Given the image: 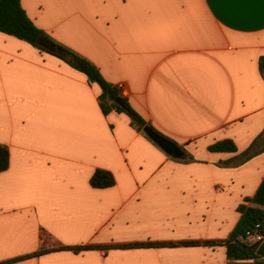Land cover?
I'll return each mask as SVG.
<instances>
[{"label": "crops", "instance_id": "obj_1", "mask_svg": "<svg viewBox=\"0 0 264 264\" xmlns=\"http://www.w3.org/2000/svg\"><path fill=\"white\" fill-rule=\"evenodd\" d=\"M21 2L55 44L123 84L146 124L104 113L98 83L0 31V264H228L222 244L105 246L231 236L264 180V0ZM225 139L237 152L210 150ZM98 169L115 183L94 187Z\"/></svg>", "mask_w": 264, "mask_h": 264}, {"label": "trees", "instance_id": "obj_2", "mask_svg": "<svg viewBox=\"0 0 264 264\" xmlns=\"http://www.w3.org/2000/svg\"><path fill=\"white\" fill-rule=\"evenodd\" d=\"M0 31L6 34L16 36L23 39L35 47L43 51L47 49L38 44L40 36H46L50 39L42 29H40L34 21L28 16L27 12L22 6L21 0H0ZM54 42V41H53ZM55 43V42H54ZM57 44V43H56ZM63 50L62 54L53 53L74 68L85 73L91 82H96L102 89L100 94V103L104 113H109L112 110L124 112L132 119V124L141 129L146 122L135 111L128 101V98L120 93L117 85L107 81L102 75L99 68L87 58L79 55L75 51L57 44ZM262 71L264 72V63L262 64ZM121 98L123 105L117 103V98ZM211 151L220 152H237V145L231 139H225L210 146ZM260 150H254V144L242 153V161L249 160ZM182 160V159H181ZM184 161H192L191 156L183 159ZM10 151L8 147L0 144V172L9 167ZM230 164V162H225ZM237 164V161L235 162ZM115 183L114 176L111 172L98 169L91 178V184L94 187L105 188L110 187ZM241 218L232 232L231 236L224 241H185L179 243H139V244H125V245H110L105 248H131V247H149V246H175V245H216L222 244L227 247L228 264H264V239L249 243L241 236H245L246 232L260 226L264 233V180L259 189L253 197H247L245 203L239 206ZM86 246L66 247V249L74 250L75 252L82 251ZM90 248V247H89ZM47 250L42 249L38 254Z\"/></svg>", "mask_w": 264, "mask_h": 264}, {"label": "water", "instance_id": "obj_3", "mask_svg": "<svg viewBox=\"0 0 264 264\" xmlns=\"http://www.w3.org/2000/svg\"><path fill=\"white\" fill-rule=\"evenodd\" d=\"M38 44L47 49L50 52L62 54L63 50L61 47L57 46L54 42L49 40L46 36H40L38 39ZM117 103L123 105V100L119 97L117 98ZM144 131L146 134L154 141L156 142L162 149H164L169 155L181 158L183 156V151L181 147L175 143L173 140L165 137L158 131H156L153 127L147 125L144 128Z\"/></svg>", "mask_w": 264, "mask_h": 264}, {"label": "built area", "instance_id": "obj_4", "mask_svg": "<svg viewBox=\"0 0 264 264\" xmlns=\"http://www.w3.org/2000/svg\"><path fill=\"white\" fill-rule=\"evenodd\" d=\"M120 93L127 97L128 91L123 84L118 85ZM242 239H245L249 243H256L264 239V233L261 231L259 225L256 228L251 229L246 232L245 236H241Z\"/></svg>", "mask_w": 264, "mask_h": 264}, {"label": "snow or ice", "instance_id": "obj_5", "mask_svg": "<svg viewBox=\"0 0 264 264\" xmlns=\"http://www.w3.org/2000/svg\"><path fill=\"white\" fill-rule=\"evenodd\" d=\"M222 2L230 5H239L245 3L246 0H222Z\"/></svg>", "mask_w": 264, "mask_h": 264}]
</instances>
